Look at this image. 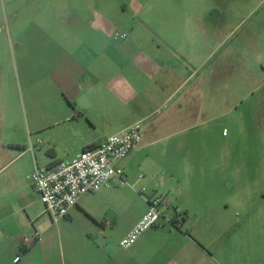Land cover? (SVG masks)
<instances>
[{"label": "crops", "instance_id": "1", "mask_svg": "<svg viewBox=\"0 0 264 264\" xmlns=\"http://www.w3.org/2000/svg\"><path fill=\"white\" fill-rule=\"evenodd\" d=\"M40 5L39 23L49 12L53 32L0 34V264L216 263L204 237L213 228L187 226L186 199L195 195L187 185L196 181L183 173L220 165L249 184L261 163L264 181V0ZM111 15L126 35L113 44ZM135 122L141 140L119 163L126 184L113 178L80 196L51 222L62 225L49 227L27 179L33 168L68 161ZM141 185L175 211L122 259L107 234L123 223L121 239L146 212L139 197L138 213L125 214L127 193ZM69 223L95 241L64 238ZM250 245L242 264H252ZM261 251L264 264V234Z\"/></svg>", "mask_w": 264, "mask_h": 264}, {"label": "rangeland", "instance_id": "2", "mask_svg": "<svg viewBox=\"0 0 264 264\" xmlns=\"http://www.w3.org/2000/svg\"><path fill=\"white\" fill-rule=\"evenodd\" d=\"M46 1L48 0H0V34L53 32L56 29V24L55 21L51 24L46 22L53 18V15H50L47 10L45 17L43 16L45 24L39 23L40 4ZM95 1L97 2V0ZM27 5L30 7H26ZM111 18L113 19L111 24L113 34L119 23L115 20V16L111 15ZM112 34L111 43L113 44ZM225 139L227 140V138L220 140L222 144ZM257 155L262 157V154L255 153V156ZM257 164L259 168L256 169L255 177L249 181V184L245 183L244 174L237 182L231 174V169H225L220 165L214 170L208 168L201 170L190 166L183 173L186 180L191 175V178L196 181L195 184L187 185L195 193L194 197L186 199L187 208L191 211L187 216V226L192 229L195 224H200L201 227L213 228L212 230L208 229L204 237L208 243H211L213 253L211 251L209 253L213 254L216 262L214 264H242V259L245 258L242 255V249L246 247L247 240L251 244L249 246L251 263L262 264L263 262L261 247L264 234V181L261 177V163ZM209 180H212L213 183L208 184ZM142 186H134L133 190L131 189L126 195L125 214L128 217L138 213L140 209L141 200L139 197H142L138 190H141ZM143 189L147 191V188ZM41 208L49 227H57L60 223L62 225V221L57 226L53 225L47 217L43 205ZM124 227L123 223L115 224L107 234V241L110 242V246L112 244L119 252H122V259L125 258L124 254L129 251H124L118 246ZM60 231L64 238L72 239L81 246H90L92 243L90 240L95 241L81 233L75 224L69 223ZM116 253L118 252L116 251Z\"/></svg>", "mask_w": 264, "mask_h": 264}, {"label": "built area", "instance_id": "3", "mask_svg": "<svg viewBox=\"0 0 264 264\" xmlns=\"http://www.w3.org/2000/svg\"><path fill=\"white\" fill-rule=\"evenodd\" d=\"M125 38L126 35L122 32L112 34L115 41ZM142 131V122H135L105 138L98 145L81 151L68 161L34 167L27 179L51 222L55 223L65 218L80 196L98 192L111 179H118L121 185H125L124 171L119 163L140 142ZM139 193L147 205V210L119 240L118 246L124 251L129 250L146 230L158 227L161 219L165 218V211L168 209L175 211L166 197L146 193L143 188ZM180 221L181 216L175 213L172 223ZM100 234L103 235V232ZM33 238L38 240L39 234L34 232Z\"/></svg>", "mask_w": 264, "mask_h": 264}]
</instances>
